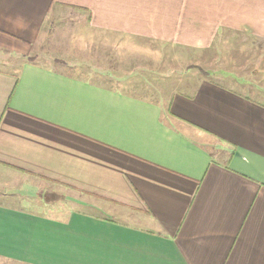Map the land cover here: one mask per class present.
<instances>
[{"label":"crops","instance_id":"obj_1","mask_svg":"<svg viewBox=\"0 0 264 264\" xmlns=\"http://www.w3.org/2000/svg\"><path fill=\"white\" fill-rule=\"evenodd\" d=\"M69 26L104 69L232 51L264 84V0H0V260L264 264V86L121 91L41 63Z\"/></svg>","mask_w":264,"mask_h":264},{"label":"rangeland","instance_id":"obj_2","mask_svg":"<svg viewBox=\"0 0 264 264\" xmlns=\"http://www.w3.org/2000/svg\"><path fill=\"white\" fill-rule=\"evenodd\" d=\"M67 30L68 32L64 39L65 41L63 43L64 44L63 46L65 49H62V50L55 49L56 46L61 47L62 44L56 43V38L54 37V35H52L53 30H51L50 32L51 35L50 37H48L47 42L44 44H41L39 47V51L41 52L39 54L43 55V59H40L41 63H45L47 65L57 67L55 63H58L60 61L62 64H65L66 66L72 69H74V67L78 69L79 67H81V65L86 66L83 63V60L85 59V57L81 54H77L74 52V50L76 49V44H77L76 32L72 28L70 29V26H69V29ZM215 47L217 48V44ZM220 49L221 51L225 53L230 51L225 47L220 48ZM213 52L216 54V51H213ZM231 53L232 51H230V55L227 58H222L221 63L218 62V59L211 58V54L210 55L208 54L206 57H203V58L198 57V56H189L187 58H184L183 55H180L178 60H176L177 64H174L172 66L168 60H167V65H166L165 60L163 59L161 65L157 64L155 66L156 70L154 72H157V74L154 76L147 75L149 71V68H148L149 66H146V65L145 67H147L146 70L148 69V71L144 74L143 71L145 70V68L142 67L138 63L129 67L133 69L134 73L136 72L135 74L131 75V72L129 69L127 70L126 73H123V72L121 73L122 71L121 69L123 68H118L117 67L118 63L115 62V60L111 62V64L116 65V66H113L114 67L113 70L104 69L100 64H94L95 62L98 63V61L94 62L93 58H90V60L87 59L84 61L88 62V65L91 67L89 68L90 72H98L102 74L104 73L106 76L110 77L109 81H113L112 83L115 84V88L121 91H131L132 90L131 87L127 84L130 82H134V79L136 80V82H139L138 79L141 78L144 82L147 83L146 85H149L150 88L158 87V85L160 84L164 86V83H167V84H171L172 89L175 90L177 93L185 92L186 94H188L191 91L192 86L190 83H192V80H194V83H195V78H198L201 75H204L205 77H210L211 80L215 82H219L227 86L231 84L232 82H234V80H236L235 78H237L238 80L236 81H237L238 91L241 90V86H239L240 84L239 79H241L243 83L252 84L251 87L250 86L247 87L246 85H244L245 94H247V91L250 89L252 90L259 86H264V84L262 83H259V86H257L258 82L251 78L249 74L250 72H248L249 70L248 67H247V70L240 71V74H242V76H239L236 74L235 76L234 75H229V76L224 75L223 76L220 72L219 74H217L220 68L223 70L222 72H225V71L233 72L232 70L233 69V59L231 57ZM157 54L163 55L164 51L157 49L156 55ZM148 61L149 63H152L151 60L148 59ZM153 61L156 62L155 60ZM222 61L224 62V64L222 63ZM191 64H192V69H193L192 71L190 70ZM187 66H189L190 68L185 69ZM246 66H248V63H246L244 67L246 68ZM88 70L85 68H79L77 72L87 73ZM137 72H139V74ZM168 80H171V81H168ZM98 82L107 84L103 80L102 81L98 80ZM117 82H120V83H117ZM168 88L169 86L167 87V89ZM146 92L150 94L148 89L146 90ZM160 93H161L160 91L153 92L155 98H157L158 94ZM1 203L4 204L7 202L3 200L1 201ZM0 264H9V263L0 260Z\"/></svg>","mask_w":264,"mask_h":264}]
</instances>
